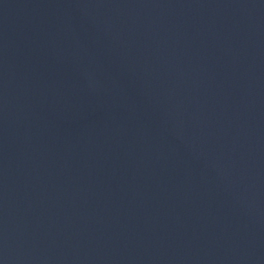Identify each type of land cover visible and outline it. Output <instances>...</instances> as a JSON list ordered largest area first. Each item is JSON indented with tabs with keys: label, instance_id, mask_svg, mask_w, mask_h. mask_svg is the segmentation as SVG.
<instances>
[{
	"label": "water",
	"instance_id": "1",
	"mask_svg": "<svg viewBox=\"0 0 264 264\" xmlns=\"http://www.w3.org/2000/svg\"><path fill=\"white\" fill-rule=\"evenodd\" d=\"M0 264H264V0H0Z\"/></svg>",
	"mask_w": 264,
	"mask_h": 264
}]
</instances>
